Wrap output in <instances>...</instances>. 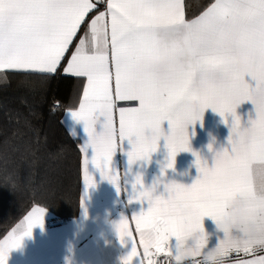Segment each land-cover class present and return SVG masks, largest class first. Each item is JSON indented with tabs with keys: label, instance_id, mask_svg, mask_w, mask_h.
Returning <instances> with one entry per match:
<instances>
[{
	"label": "snow or ice",
	"instance_id": "obj_1",
	"mask_svg": "<svg viewBox=\"0 0 264 264\" xmlns=\"http://www.w3.org/2000/svg\"><path fill=\"white\" fill-rule=\"evenodd\" d=\"M61 68L83 81L78 107L67 112L83 122L87 134L80 146L86 186L94 185L87 170L89 148L91 163L119 191L118 174L110 168L118 141L127 138L132 145L127 153L132 164L148 160L163 138L164 173L178 152L192 151L187 126L202 122L205 109L229 124L230 149L216 151L211 164L193 152L197 176L190 185L158 177L143 188L140 174L135 176L133 188L140 184L141 190L132 199L148 206L131 216L138 243L127 218L115 223L120 242L131 243L122 264H175L189 237L188 253L195 259L206 239L203 218L215 221L220 202L234 194L248 196L253 211L264 214V198L255 195L264 182V0H214L194 18H186L184 0H0L3 78L7 81L9 73L52 77ZM117 101L138 102L118 108V127ZM244 101H251L255 115L242 124L236 108ZM161 183L163 193L154 194ZM45 211L32 207L0 239V264H7L10 251L34 226L43 228ZM171 237L175 252L168 247ZM261 244L235 241L226 233L219 240L229 253L226 260L235 255L234 264H264Z\"/></svg>",
	"mask_w": 264,
	"mask_h": 264
},
{
	"label": "crops",
	"instance_id": "obj_2",
	"mask_svg": "<svg viewBox=\"0 0 264 264\" xmlns=\"http://www.w3.org/2000/svg\"><path fill=\"white\" fill-rule=\"evenodd\" d=\"M185 2V0H184ZM214 0L211 2L213 3ZM210 3V4H211ZM209 4V5H210ZM207 5L203 10H205ZM202 10V11H203ZM198 12L191 18L198 16ZM187 18V17H186ZM61 75L65 74L63 69ZM75 77V76H73ZM78 85L79 97L82 94L81 78L75 77ZM246 79H249L246 77ZM79 102V100H78ZM77 104L72 107H78ZM116 126L118 127V108L133 107L138 102L117 101ZM67 108L60 119V123L66 133L73 139H77L80 154V194L78 198V214L72 218L65 219L56 216L47 208L43 216V228L34 226L31 236H24L21 246L10 251L7 264H122V257L131 250V243L122 244L115 230V223L122 216L128 219L129 230L133 233V238L139 241V236L135 232V222L131 219L134 214H139L141 210L147 209V201L135 200L132 197L141 190V185L137 184L133 188L135 176L140 174L143 188H149L159 177L164 183L175 181L184 185H190L197 176L195 166L196 157L193 152H198L202 159H207L209 164L216 151L224 148L230 149L228 144L229 124H226L222 117L211 108L205 109L202 122L196 121L194 125H188L189 146L192 151H180L175 156L173 168H164V175L161 176V168L167 164V149L164 147L163 138L158 141L156 152L150 154L148 160H137L132 164L128 162L127 153L132 145L128 139L117 142V149L110 162V168L118 174V186L107 179L101 177L100 170L91 163V149L89 148V164L87 170L93 177L94 185L86 186L83 183V172L81 161L83 154L80 151L81 144L87 140V134L83 130V122L74 121ZM236 112L241 117L242 124L247 123L249 116L255 115L254 106L251 101H244L237 106ZM103 118H101L102 120ZM229 117V123H230ZM97 131L100 124L96 125ZM165 130L167 131L166 123ZM71 131H75L76 136ZM212 145V151L208 145ZM163 193V183L156 188L155 194ZM166 195V193H165ZM81 197L83 206L80 204ZM34 206L32 205L16 222H14L4 233L11 231L20 225L24 217ZM43 207V206H40ZM45 208V207H44ZM26 227V225H25ZM203 227L208 235V247L219 243L223 238L222 230L218 229L211 217L203 218ZM191 242L190 240L188 241ZM176 240L171 237L168 247L175 252ZM138 253L143 254L142 247H138ZM258 254L264 255V252ZM241 258L249 257L240 254ZM136 259V258H134ZM235 255L232 259L226 260V264H234ZM184 264H190L185 261Z\"/></svg>",
	"mask_w": 264,
	"mask_h": 264
},
{
	"label": "trees",
	"instance_id": "obj_3",
	"mask_svg": "<svg viewBox=\"0 0 264 264\" xmlns=\"http://www.w3.org/2000/svg\"><path fill=\"white\" fill-rule=\"evenodd\" d=\"M213 0H185L191 18ZM0 72V236L32 205L78 214L80 154L60 123L79 100L76 78ZM58 102V104H57ZM54 130V132H53Z\"/></svg>",
	"mask_w": 264,
	"mask_h": 264
},
{
	"label": "clouds",
	"instance_id": "obj_4",
	"mask_svg": "<svg viewBox=\"0 0 264 264\" xmlns=\"http://www.w3.org/2000/svg\"><path fill=\"white\" fill-rule=\"evenodd\" d=\"M3 81L6 82V78H3ZM209 150L212 151V149ZM163 175L164 173H161V176ZM158 185L153 189L154 194ZM255 195L258 198H264V182L258 183ZM214 223L218 229L222 230L223 237L226 233L235 241L245 238L264 241V214L253 211L251 200L246 195L237 193L221 201ZM208 235L205 233V244L197 252L195 259H192L188 253L192 244V238L189 237L180 249V260L175 261V264H184L185 261H191V264H226V257L229 253L225 252L219 243L208 247ZM259 247H264V244Z\"/></svg>",
	"mask_w": 264,
	"mask_h": 264
},
{
	"label": "built area",
	"instance_id": "obj_5",
	"mask_svg": "<svg viewBox=\"0 0 264 264\" xmlns=\"http://www.w3.org/2000/svg\"><path fill=\"white\" fill-rule=\"evenodd\" d=\"M156 259H157V261L158 262H160L161 261V257L160 256H157V257H155ZM163 260L166 262L167 260H168V257H163Z\"/></svg>",
	"mask_w": 264,
	"mask_h": 264
},
{
	"label": "rangeland",
	"instance_id": "obj_6",
	"mask_svg": "<svg viewBox=\"0 0 264 264\" xmlns=\"http://www.w3.org/2000/svg\"><path fill=\"white\" fill-rule=\"evenodd\" d=\"M53 132H54V130H53Z\"/></svg>",
	"mask_w": 264,
	"mask_h": 264
}]
</instances>
